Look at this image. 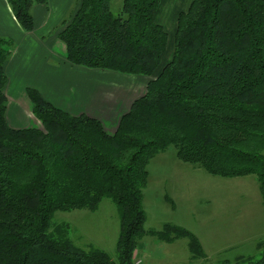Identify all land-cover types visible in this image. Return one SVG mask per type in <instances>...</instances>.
Masks as SVG:
<instances>
[{
    "label": "trees",
    "instance_id": "trees-1",
    "mask_svg": "<svg viewBox=\"0 0 264 264\" xmlns=\"http://www.w3.org/2000/svg\"><path fill=\"white\" fill-rule=\"evenodd\" d=\"M57 38L72 65L149 78L110 132L85 113L57 107L34 87L25 92L41 126L6 119V64L13 40L0 35V264H134L146 234L197 237L166 223L145 229L143 189L151 159L168 147L208 173L252 174L264 205V0H192L179 12L172 54L155 19L161 0H77ZM20 26L33 30L32 7L48 0H7ZM103 198L118 208L116 259L76 246L56 211L95 210ZM233 264H264L260 256Z\"/></svg>",
    "mask_w": 264,
    "mask_h": 264
},
{
    "label": "rangeland",
    "instance_id": "rangeland-1",
    "mask_svg": "<svg viewBox=\"0 0 264 264\" xmlns=\"http://www.w3.org/2000/svg\"><path fill=\"white\" fill-rule=\"evenodd\" d=\"M122 1H110L113 14L120 12ZM191 1L161 0L157 8L155 19L169 35L164 60H168L172 54L178 14L186 10ZM57 14L55 12L48 22L50 34L55 31L52 26L57 21ZM70 16L69 13L68 20ZM10 30L7 32L14 42V52L19 42L17 33ZM39 39L42 44L48 40L46 36ZM44 58L50 65L60 67L62 64L57 57L45 54ZM88 73H91L87 75V83L92 84L94 107L89 106L101 114L99 116L104 126L112 132L116 117L132 100L145 92L149 78L102 69L88 70ZM21 76L14 74L7 81L20 95L26 94L25 89L29 87ZM76 78L70 74L64 75L62 89L66 95L64 102L68 106L74 104L70 101V93H74L72 85ZM97 103H102L100 108L95 105ZM121 104L122 107L118 108ZM109 110L117 111V115L107 113ZM28 114L32 117L31 125L41 126L31 111ZM147 169L148 182L143 189L142 200L146 212L144 228L159 231L166 223L184 227L197 237L202 254L193 256L188 237L165 240L146 234L138 242L134 264H233L242 256H260L264 249V205L254 175L227 177L208 173L201 167L180 161L173 146L155 155ZM52 222L66 223L68 235L76 246L100 248L116 259L120 220L118 208L110 198H103L95 210L56 211Z\"/></svg>",
    "mask_w": 264,
    "mask_h": 264
},
{
    "label": "crops",
    "instance_id": "crops-1",
    "mask_svg": "<svg viewBox=\"0 0 264 264\" xmlns=\"http://www.w3.org/2000/svg\"><path fill=\"white\" fill-rule=\"evenodd\" d=\"M77 2V0H48L47 5L35 4L32 7L35 26L33 30L26 31L15 19L7 0H0V35L10 37L7 31H11L10 29H12L13 32L17 33L16 37L19 42L18 48L15 49L6 64V74L8 78L13 77L14 74L22 75L21 77L25 79L26 86L36 88L42 96L57 107L69 110L73 114L85 113L102 120L99 116L100 113L97 114L89 106L94 107V103L92 101L93 88L92 84L88 85L87 83V75H91V73H88V70L93 69L70 64L65 59L64 47L62 43H59L60 41L57 38V29L61 28L63 21L67 19L69 13L71 15ZM55 12L58 13L57 21L52 28L55 29L56 32L54 31V33L56 34H50L51 32L48 30L51 28H48V22ZM37 24H39V28ZM45 36L48 39L47 42L44 44L40 43L39 37L43 38ZM61 51L62 53H60ZM45 54L60 59L62 62L61 66L57 67L48 64L44 58ZM67 74L77 76L72 85L75 89L74 93H70V101L74 104H70L69 106L64 102L66 95L62 89L64 75ZM4 92L7 97L6 119L8 124L14 128L30 126L32 117L28 112L31 111V102L27 95L25 93L20 95L12 88L10 81L5 85ZM131 103L116 117L114 122L115 127L119 117L130 107ZM95 105H98L100 108L102 103ZM122 105H119L118 108L122 107ZM91 111L96 114H93ZM106 112H110V114H114L115 116L117 115V111L109 110Z\"/></svg>",
    "mask_w": 264,
    "mask_h": 264
}]
</instances>
